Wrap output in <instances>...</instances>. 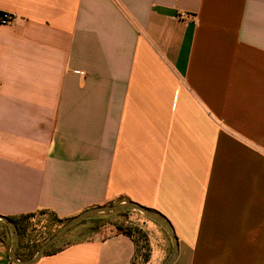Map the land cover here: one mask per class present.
<instances>
[{
  "label": "crops",
  "instance_id": "obj_1",
  "mask_svg": "<svg viewBox=\"0 0 264 264\" xmlns=\"http://www.w3.org/2000/svg\"><path fill=\"white\" fill-rule=\"evenodd\" d=\"M0 12L17 18L0 26L1 216L135 203L173 225L175 264H264V0H0ZM159 238L149 262L166 264ZM10 251L0 240V264ZM136 255L109 227L37 264Z\"/></svg>",
  "mask_w": 264,
  "mask_h": 264
},
{
  "label": "water",
  "instance_id": "obj_2",
  "mask_svg": "<svg viewBox=\"0 0 264 264\" xmlns=\"http://www.w3.org/2000/svg\"><path fill=\"white\" fill-rule=\"evenodd\" d=\"M127 212H138L148 220L164 227L168 231L173 246V253L166 264H175L179 255V242L173 225L164 216H161L160 214H157L148 208L135 203H121L112 206L98 207L79 214L78 216L66 222L49 240L42 244L35 256L26 261H21L18 259V249L21 238L16 224L12 219L1 215L0 222L8 227L12 235V248L10 251L11 261L14 264H37L49 248L60 242V240H62L69 231L80 225L82 222L92 218H107Z\"/></svg>",
  "mask_w": 264,
  "mask_h": 264
},
{
  "label": "rangeland",
  "instance_id": "obj_3",
  "mask_svg": "<svg viewBox=\"0 0 264 264\" xmlns=\"http://www.w3.org/2000/svg\"><path fill=\"white\" fill-rule=\"evenodd\" d=\"M126 220L128 224L132 225L133 227L140 228L144 233L150 237V243H152V247L154 251H158L159 249V234H166V236H169L168 231L148 220L145 218L142 214L138 212H130V215L126 218L124 217H113L112 219L108 220L110 223L115 224L116 222H121ZM90 222H86L82 225H79L75 228H73L60 242V244L65 245L68 243H74L77 241H80L82 239V235H84V230L90 225ZM26 236L25 238L21 239L20 244L22 245V248L20 249V256L22 258H26L29 256L33 250H35L37 247L42 246L47 240H49L62 226H59L55 219L47 215H37L33 219L26 220L24 223H22ZM112 231H114V228H111ZM170 237V236H169ZM136 238V237H135ZM137 241L139 243V252H137V257L135 258L134 264H144L141 259V247L142 242L138 239ZM12 244V242H11ZM157 260H152L148 264H157Z\"/></svg>",
  "mask_w": 264,
  "mask_h": 264
},
{
  "label": "trees",
  "instance_id": "obj_4",
  "mask_svg": "<svg viewBox=\"0 0 264 264\" xmlns=\"http://www.w3.org/2000/svg\"><path fill=\"white\" fill-rule=\"evenodd\" d=\"M47 214L48 213H41L40 215H47ZM49 215L55 219V221L57 222V224H59V226H63L66 222H68V221L59 220L57 218V216H55L53 214H49ZM129 215H130V212H127V213H122V214L115 215L112 217H107V218H92V219H89V220L82 222L80 225H82L86 222H90L91 224L84 230V235L81 236L82 239L80 241L88 240L91 237H93L95 234H97V233L101 232L102 230L110 227V228H114V232H117V233H120V234H123V235H126V236L132 238L134 240L136 246H137V252H139V249H140L139 243L136 239L138 236L139 237L138 239L142 242V247L140 250L141 251V259H142V262L144 264H147L150 261V257H151V247H150L148 235L146 233H144L140 228L133 227L132 225L128 224V222L126 220L121 221V222H116L115 224H112L108 221V220L112 219L113 217H124V218H126ZM35 217L36 216H34V215H29V216L21 217L19 219H12L18 228L21 239L25 238V236H26L25 229H24L22 223H24L26 220L33 219ZM1 227H2V229H1ZM0 240L7 246V248L9 250H11V248H12V244H11L12 235H11L8 227L5 224H3L2 222H0ZM60 242H61V240H60ZM60 242H58L53 247L49 248L46 251L45 255H53V254L59 253L65 247L72 244V243H68V244L62 245V244H60ZM40 247L41 246H39L35 250H33V252H31L29 254V256H27L26 258H22L20 256V249L22 248V245L20 244L19 249H18V259L21 261H26V260L31 259L33 256L36 255V253L38 252ZM136 257H137V255H136Z\"/></svg>",
  "mask_w": 264,
  "mask_h": 264
},
{
  "label": "built area",
  "instance_id": "obj_5",
  "mask_svg": "<svg viewBox=\"0 0 264 264\" xmlns=\"http://www.w3.org/2000/svg\"><path fill=\"white\" fill-rule=\"evenodd\" d=\"M17 18L9 13L0 12V26H10L16 22Z\"/></svg>",
  "mask_w": 264,
  "mask_h": 264
}]
</instances>
